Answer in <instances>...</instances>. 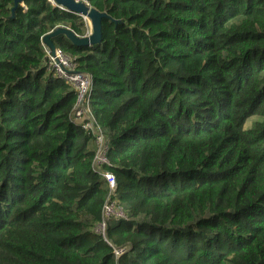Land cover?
I'll return each mask as SVG.
<instances>
[{
  "label": "trees",
  "instance_id": "trees-1",
  "mask_svg": "<svg viewBox=\"0 0 264 264\" xmlns=\"http://www.w3.org/2000/svg\"><path fill=\"white\" fill-rule=\"evenodd\" d=\"M89 3L102 41H53L92 75L127 218L96 230V139L44 64L43 36L87 21L0 0V264H264V0Z\"/></svg>",
  "mask_w": 264,
  "mask_h": 264
},
{
  "label": "built area",
  "instance_id": "built-area-1",
  "mask_svg": "<svg viewBox=\"0 0 264 264\" xmlns=\"http://www.w3.org/2000/svg\"><path fill=\"white\" fill-rule=\"evenodd\" d=\"M53 2V0H50ZM91 6L89 0H76ZM54 3V2H53ZM91 33L88 30L86 35ZM45 50V66L54 79L71 85L77 94L75 106L72 115L73 121L80 126L86 133L93 135L96 139L97 153L95 156L96 169L106 179L109 186V193L103 207L102 221L97 225L98 232L105 235L106 227L113 218H127V214L115 197L117 178L110 171L102 170V164L108 163L107 153L109 151V141L102 131L96 117L91 109L90 96L93 91V78L89 73L79 70L78 64L73 56L64 52L57 45L52 49L42 41ZM122 249L116 250L119 255Z\"/></svg>",
  "mask_w": 264,
  "mask_h": 264
},
{
  "label": "water",
  "instance_id": "water-1",
  "mask_svg": "<svg viewBox=\"0 0 264 264\" xmlns=\"http://www.w3.org/2000/svg\"><path fill=\"white\" fill-rule=\"evenodd\" d=\"M23 0H15V10L19 3ZM59 7L66 9L82 16L85 20H88L91 25V33L85 36L77 35L72 29L67 27H58L52 32L43 36L42 41L49 45L52 49H55L56 44L53 38L57 35H65L74 45L77 46H91L99 44L102 41V20L109 17L107 12H101L98 9L88 6L85 3L77 2L76 0H53Z\"/></svg>",
  "mask_w": 264,
  "mask_h": 264
},
{
  "label": "rangeland",
  "instance_id": "rangeland-1",
  "mask_svg": "<svg viewBox=\"0 0 264 264\" xmlns=\"http://www.w3.org/2000/svg\"><path fill=\"white\" fill-rule=\"evenodd\" d=\"M86 21H87V24H88V30L91 31V25H90V22H89L88 20H86ZM72 118L74 119L73 115H72ZM253 119H255V118H253ZM96 230L98 231V228H96Z\"/></svg>",
  "mask_w": 264,
  "mask_h": 264
}]
</instances>
